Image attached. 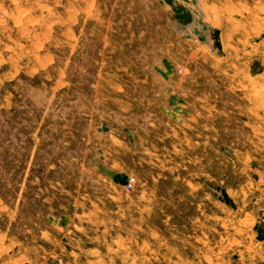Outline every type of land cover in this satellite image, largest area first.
<instances>
[{"label": "rangeland", "instance_id": "obj_1", "mask_svg": "<svg viewBox=\"0 0 264 264\" xmlns=\"http://www.w3.org/2000/svg\"><path fill=\"white\" fill-rule=\"evenodd\" d=\"M0 264H264V0H0Z\"/></svg>", "mask_w": 264, "mask_h": 264}, {"label": "built area", "instance_id": "obj_2", "mask_svg": "<svg viewBox=\"0 0 264 264\" xmlns=\"http://www.w3.org/2000/svg\"><path fill=\"white\" fill-rule=\"evenodd\" d=\"M134 181V178H131L130 181L127 183V188H131L132 187V182Z\"/></svg>", "mask_w": 264, "mask_h": 264}]
</instances>
